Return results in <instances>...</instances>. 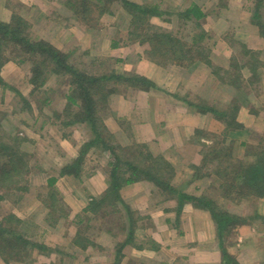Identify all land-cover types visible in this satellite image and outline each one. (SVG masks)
<instances>
[{"label": "rangeland", "instance_id": "1", "mask_svg": "<svg viewBox=\"0 0 264 264\" xmlns=\"http://www.w3.org/2000/svg\"><path fill=\"white\" fill-rule=\"evenodd\" d=\"M62 2L63 0H22L21 2L0 0V22L8 23L12 15H19L26 25L25 33L31 42L45 41L64 53L68 52L69 65L85 75L98 78L107 74L108 77L112 75L110 74L112 71L113 77L103 81L105 84L103 87L107 90L108 96L104 98L105 102L98 104L97 109V116L100 117L102 124L107 117L108 111L103 110L106 104L109 105V97L123 96L128 102L131 92L137 93V96L132 99V104H128L123 109L127 112V109L133 111L131 117H127L133 123L129 127V121L125 120L120 127L123 130L121 134H118L122 137L119 141L121 149H126L128 147L125 146L130 145L129 150L125 151V157L127 155L131 157L137 150V145L156 150L159 153H155L151 160L157 159V162L168 163V166H161L158 162L161 167L157 176L169 183L170 187L173 186L178 192H181V189L184 192L188 191L196 196L200 194L211 196L220 209L237 216L252 215L257 205L253 198L236 203L235 200L231 202L220 197L222 191L228 190L226 183L231 177L236 178L241 166L244 167L255 161V153H259L264 145V40L260 38L258 28L251 22L252 0H202L201 9L205 18L201 20L199 27L185 24L182 18L180 21L176 16L178 12L190 7L193 3L191 0H139L140 4L157 6L165 11L166 15L151 18L150 25L160 28L161 31H170L173 36L181 40L183 43L181 45L185 49L193 46L191 39L198 40L202 36L201 43H196L191 52L185 53V57L168 53L162 58L151 57L148 54L150 46L141 45L128 34L132 29L130 15L120 6L114 4L109 13L100 17L97 22H94L92 29L88 30L76 17H72V13L62 5ZM66 14L71 17H67ZM260 15L263 20L264 8L261 9ZM199 46L204 47L209 53L207 59L212 65L209 66L205 61L198 60L196 55L198 53L195 50ZM8 51L11 52V49ZM247 51L249 54L246 59L243 54ZM255 53L259 61L257 65L254 60L249 59L254 57ZM9 56L13 57L16 54L9 53ZM17 61L10 58L0 71L1 77L2 72L7 74V65L14 67L11 71L16 72L17 67L19 68L17 73L26 74V69L22 67H28V64L26 62L19 64ZM148 65H150L149 68H147ZM121 67L124 68L122 74L125 76L143 77L152 83V87L139 89L128 82L119 81L116 76L121 74L119 72L123 69ZM28 69L30 73V67ZM11 71L9 72L12 73ZM230 78L233 80L231 85L227 82ZM54 79L48 78L45 85L29 97H23L18 92L17 84L6 83L5 86H0V144L8 142L13 149L20 148L19 151L22 149L21 159L25 164L19 177L15 176L10 183L7 180L5 183L7 186H0V264H39L40 261L41 249L29 245L39 246L36 239H33L37 229H30L32 226L29 227V223L26 224L22 219L29 221L32 214L36 215L35 210L40 206L36 203H44L42 199L47 198L49 193L40 187L33 188L29 186V183L37 170L47 169L48 159L51 157L47 154L45 156L43 151V142L48 143V135L45 132L48 125L38 111L42 109L49 111V106L54 102L51 99L55 96L56 89L66 91L70 85L68 75L54 76ZM210 79L213 83L217 82L214 85L212 83L211 89H209ZM113 101L116 108L115 98ZM212 106L217 108L215 115L217 120L221 121V126L215 132L207 128L194 127L195 117L200 115L199 117L204 119L208 113L202 109ZM239 108L244 109L250 119L251 129H241V126L236 123L241 121V117L236 113ZM28 111H34L31 117H28ZM25 112L27 116L23 114ZM223 113L226 115L234 113V118L222 119L220 117ZM256 113L260 115L254 117L253 114ZM227 119L238 127L227 126L225 123ZM181 120L185 122L184 126L181 125ZM135 126L136 129L139 126L147 132L146 141L142 138H139L140 141L137 142L133 140L131 130L135 129ZM150 131L153 135L151 137L148 135ZM43 133H46L44 138ZM57 136L59 137V134ZM29 138L34 139L37 145L31 148L33 144H29ZM54 138L57 139V137ZM129 138L132 139V145ZM67 140L65 137L62 141L67 142L68 148L65 151L69 152L71 144ZM84 141L87 142L85 139ZM188 143L191 144L190 149H188ZM257 143L259 145H256ZM135 144L137 145L134 146ZM100 153L102 151L98 148H90L87 151L85 155V158H89L86 159L87 166L83 167L84 163L82 165L84 176L87 173H101L100 170H95L100 169V167H94L96 165L110 169V164L103 166L99 163L112 162V156L108 160L109 156H106L104 151L105 156ZM190 156H192L191 159L198 157L202 161L199 160L197 165L185 161L184 167H181V159L185 160L184 158ZM99 157L100 160L102 159L101 162H98ZM0 163L6 164L3 157H0ZM38 173L44 174L41 171ZM181 175L184 177L182 178ZM73 183L74 186H79L78 182ZM10 186L12 190L8 193ZM29 188L30 191L27 190ZM57 189L56 197L54 199L48 197L47 201L48 204H52L55 217L57 214L61 216L64 209L63 198L59 196ZM162 192L164 195L170 194L167 190ZM163 194L162 197H164ZM233 196H236V193H233ZM3 197L13 204V213L8 212L10 205L3 203ZM35 197L38 202L33 200ZM22 202L24 206L19 207L18 204ZM42 213L36 215L39 221L43 217ZM10 214L20 220V225L19 222L7 218ZM10 227L13 229L11 234L1 230ZM261 228L263 231L261 234L257 232L254 234L263 237L264 226ZM14 235H22L23 239L29 243L26 249L18 248L14 244ZM246 260L248 259L241 258L239 262L251 264L249 260V263ZM256 263H264L263 253L258 256Z\"/></svg>", "mask_w": 264, "mask_h": 264}, {"label": "crops", "instance_id": "2", "mask_svg": "<svg viewBox=\"0 0 264 264\" xmlns=\"http://www.w3.org/2000/svg\"><path fill=\"white\" fill-rule=\"evenodd\" d=\"M19 1L21 2L22 0ZM129 1L139 3V0ZM66 16L71 17L68 14ZM118 26L122 28L119 24ZM57 49L62 51L59 48ZM29 67V65L28 67H22L26 69V74L24 75L17 73L19 70L17 67L16 69L18 70L16 72L11 71L14 70V67L10 65H7V74L1 73L5 83L18 85V92L23 97H29V95L34 93L33 86L30 84ZM149 67L150 65L147 66V68ZM200 68L203 69V67ZM123 71L124 68L120 69L119 72L122 74ZM212 83L213 81L210 79L209 89L212 88ZM216 83H213V85ZM67 90L56 89L55 96H52L51 99L54 102L49 106V111L48 109L47 111L45 109L38 111L48 125L47 131L45 130L48 135V143L45 144L46 141L43 142V151L45 156L47 154L51 157L48 159L49 166L46 164L48 166L46 170H37V173L33 174L32 177L30 175L31 183H29V186L47 190L49 189V179L56 177L53 187L54 189L55 186L56 189L58 188L57 191L59 196L63 198L64 207L62 215L59 216L57 214V217H55L52 209L38 202L37 197H35L33 200L40 205L36 208L35 213L37 215V213L43 212V217L39 221L38 217L32 214L29 221L22 219L26 224L29 223V227L30 225L32 226L30 229L38 230V232L37 230L35 231L34 234L36 236L33 235V239H36V243L40 247L45 248L39 254V264H222L221 250L215 227L208 214L188 203L183 204L181 212L177 214L178 202L176 197L168 193L164 195L162 190L153 186L152 183L140 181L123 186L119 191L122 203L111 209L101 207L99 204H92L107 190V171L109 168L96 165L94 167H100V169L95 170H100L101 173H87L84 176L85 172L82 171L80 176L77 177L71 175L58 176V172L78 156L81 146L86 142L84 139L88 141L92 138L90 128L85 122L69 120V125H61L62 118H58V116L69 114V111L67 113L62 111L66 101ZM136 96V92H131L129 96L131 98L128 99V102L123 96H111L108 98L109 105L106 104L103 110L108 111L106 112L107 117L104 119V127H106L109 134L119 141L122 139L118 134H121L123 130L120 129L123 122L125 120L129 121V127L133 123L127 118L128 116L131 117L133 111L127 109V112L123 111V109L128 104H132V99ZM113 98H115L117 103L116 108L114 101L112 102ZM57 101H62V103L58 104ZM209 108L217 111L214 106ZM181 111H184V109H181ZM202 111L204 110L202 109ZM28 112V117H31L34 111ZM206 113L208 115L204 119L200 118V115L195 117L194 127L207 128V130L215 132L221 126V121L217 120L214 113ZM236 113L241 117V121L236 122L241 126V129H251L249 125L251 121L248 119L244 109L241 110L239 108ZM23 114L27 116L26 112ZM259 115L260 113L253 114L254 117ZM184 124L185 122L181 120V125L184 126ZM232 126L234 127V124ZM237 127L235 126V128ZM117 130L119 133L116 132ZM46 133H43V138ZM131 133L135 142L140 141L138 140L139 138L144 141L147 140V132L144 131V128L142 129L138 126L136 129L135 126ZM57 134H59V137ZM148 135L150 137L153 136L151 131ZM64 136L71 144L69 147L71 151L69 152L65 151L68 146L66 141H62L65 139ZM54 137H57V139L55 140ZM129 140H131L130 144L132 145V139L129 138ZM30 143L33 144L31 148L37 145L34 139L29 138ZM189 145L191 146V144L188 143V149H190ZM256 145H259V143ZM91 148L97 147L95 145ZM153 152V154L159 153L156 150H153ZM100 154H103V156L106 154V156H109L107 157L108 160L110 159L109 153L105 152L104 154L102 151ZM191 157L184 158L185 160L181 159V167H184L185 161H190L195 165H197L199 160L200 162L202 161L201 158L191 159ZM86 159L89 158H85L83 167L87 166ZM101 161L102 159L100 160L99 157L98 162ZM166 161L169 162L167 159ZM109 163L107 161L106 164H99L104 166L109 165ZM40 171L44 172V174L38 173ZM100 177L103 178L101 179ZM181 177L183 178L184 175H181ZM74 181L78 182L79 186H74ZM28 190L30 191V188ZM185 192L191 194L188 191ZM162 194L164 197H162ZM3 203L9 204L10 210L8 212L13 213V204L6 200ZM18 206H24L23 202L19 203ZM255 210L257 214L256 224H258L261 232H257V228L253 226L249 229L243 227L240 234H236L235 239H233V245L228 244L229 240L224 241V247L227 248L229 254L239 264L241 258H247L251 264H257L258 256L261 253L264 256V247H261L264 246V235L259 237L258 234H254L255 232L259 234L263 232L261 227L264 226V199L257 203ZM129 213L133 216L131 225L127 218ZM238 256L240 257L239 259ZM248 260H246L247 263H249Z\"/></svg>", "mask_w": 264, "mask_h": 264}, {"label": "trees", "instance_id": "3", "mask_svg": "<svg viewBox=\"0 0 264 264\" xmlns=\"http://www.w3.org/2000/svg\"><path fill=\"white\" fill-rule=\"evenodd\" d=\"M191 1H193V3L190 7L182 12H178L176 16L180 21L182 18L185 24L189 23L192 27H199L201 20L205 18V14L201 9L202 0ZM252 2L251 22L258 28L259 36L264 40V19L262 20L260 15L261 9L264 8V0H252ZM114 4L128 12L130 15V25L132 27L128 34L141 45L148 44L150 46L148 54L151 57L162 58L168 53L174 54L175 56L180 54L181 57H185V53L191 52L192 47L195 46L196 43L200 44L202 41V36L198 40L191 39V44L193 46L185 49L181 45L183 44L181 40L173 36L170 31L165 32L162 30V32L160 28L153 25L151 26V18H160L166 15L165 11H162L157 6L135 3L129 0H63L62 2V5L72 13V17H76L88 30L92 29L94 22H97L100 17L109 13L110 8L114 6ZM25 27L26 25L19 15H12L8 23L0 22V71L10 58H12V60H18L17 63L19 64L26 62L30 66V84L33 86V91L40 90V88L45 85L48 78L50 80L54 79V76L60 75L63 77L68 75L70 85L65 95L66 101L62 111H65V113L69 111V114H63L64 116L61 115L58 116V118H63L61 119V125H69L70 121L85 122L92 134V138L81 146L78 156L69 164L65 165L58 172V176H80L87 151L96 145L99 150L109 153L113 160L109 163L110 169L107 171V190L99 197V201L95 200L92 204H99L101 207L113 209L115 204L122 203L119 191L123 186L140 181H148L159 189L167 190L170 193L169 195L173 193L172 196L176 197L178 202L177 214L181 212L182 206L185 203L191 204L196 209L207 213L215 227L219 248L221 250L222 264H239L233 256L229 254L227 248L224 247V241L229 240L228 244L233 245V239H235L236 234H240L243 227L249 229L253 226L257 228V232H261V229L258 228V224H256V210L252 215L237 216L226 210L220 209L217 202L212 199L211 196H202L201 194L196 196L183 192L182 189L181 192L176 191L173 186L170 187L169 183L157 176L159 168L163 165L168 166V163L158 161L161 163L160 166L157 159L151 160L154 156L153 150L147 149L143 145H137L135 153L131 155V157L128 155L125 157V151L127 152L129 150L130 145L125 146L128 147L126 149H121L122 146L119 145V140L107 132L100 117L97 116L98 104L105 102L104 98L108 96L107 90L103 87L105 85L103 81L105 79L108 81V79L113 77L112 71L110 72L112 75L108 77L107 74L98 78L85 75L78 69L69 65V53H64L45 41L31 42L25 33ZM8 49H11V52H9ZM8 52L10 54L15 53L16 56L11 57ZM195 52L198 53L196 54L198 60L205 61L209 66L212 65L207 59L209 53L204 47L199 46ZM247 54H249L248 51L245 52L243 56L246 58ZM249 59L254 60L255 65L259 63L256 53L254 57H250ZM116 78L121 82H128L139 89L152 87V83L143 77H127L124 74H118ZM232 81L233 80L230 78L227 82L231 85V83H233ZM5 84L6 83L0 75V86H5ZM203 110L216 114V111L209 107H205ZM234 113L228 115L223 113L220 118H234ZM225 123L227 126L232 124L238 126L228 119L225 120ZM10 145L11 144L8 142L0 144V157H3L6 162V164L0 163V186H7L5 184L6 181L8 180V183L12 182V179L15 176L19 177L22 170L25 168V164L21 159V157H23V153H21L22 149L19 151V147V149H13ZM120 151L123 152L120 153ZM255 155V161L244 167L241 166L237 171V177L235 178L232 176L230 181L226 183L228 190L222 191L220 196L223 200L225 199L231 202L235 200L236 203H239L253 198L255 202L258 203L260 200L264 199V145L259 153H255ZM149 160L151 161L149 162ZM56 179V177L49 179V189L44 190L46 193L49 192V199H54V197H56L53 187ZM15 189H17V187ZM11 190L12 186L8 188V193ZM233 193H236V196H233ZM48 197L42 199L44 202L43 204L52 209V204L50 205L47 203L49 200ZM5 200L4 198V201ZM125 211L127 212L126 208ZM7 218L19 222L20 225V220L18 218L16 219L12 214L8 215ZM127 218L131 225L133 216L129 213ZM1 230H4L6 233L13 232L11 227ZM13 237H15L14 244L18 248H27L26 245L29 243L23 239L22 235H14ZM29 245L41 249L42 251L45 250V248L40 247V245Z\"/></svg>", "mask_w": 264, "mask_h": 264}]
</instances>
